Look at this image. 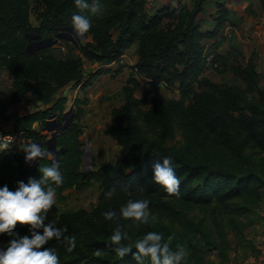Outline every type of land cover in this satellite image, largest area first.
<instances>
[{
	"label": "trees",
	"instance_id": "1",
	"mask_svg": "<svg viewBox=\"0 0 264 264\" xmlns=\"http://www.w3.org/2000/svg\"><path fill=\"white\" fill-rule=\"evenodd\" d=\"M264 9V0H260ZM91 3V0H89ZM102 12L93 16L81 13L75 0H0V68L13 78L10 100L0 101V126L12 123L28 143L34 142L49 151L50 123L63 121L68 98L61 92L68 85L89 87L101 69L85 80L83 59L109 65L119 62L135 44L138 63L124 87V104L112 111L113 126L106 131L120 147L113 165H102L85 174L82 147V120L87 98L73 102L74 118L69 127L58 129V162L63 183L52 184L58 202L67 191H83L91 181L100 185L99 202L90 212L84 209L63 212L56 227L67 228L65 236L75 237L76 247L66 250L62 240H51L59 264H136L132 254L121 258L109 241L117 224L126 231V246L148 232H156L171 247L182 245L187 250L181 264H207L204 252L218 250L227 258L230 244L218 218L213 217L219 240L205 218L190 217L186 207L222 210L229 216H247L261 203L264 191V79L260 85L255 54L231 66L235 83L217 85L205 81L188 106L182 98L191 93V84L207 62L205 53L224 37L230 23V10L224 0H216V12L207 22L200 18L204 0L185 5H164L153 14L147 11V0H99ZM33 14L38 27L29 24ZM74 14L87 15L91 21L88 36L92 41L80 46L82 57L71 54L56 58L47 46L36 55L27 53L28 44L52 42L63 29L72 28ZM207 42V44H205ZM211 43V44H210ZM209 44V45H208ZM234 50V49H233ZM214 57L216 56L215 52ZM219 58L218 56H216ZM256 59V57H255ZM138 77L147 86L178 84L180 97L152 99L144 110L135 97ZM132 88H131V87ZM134 86V87H133ZM31 95L30 97H28ZM56 95V97H54ZM24 103L33 110L21 115L10 109ZM43 105L39 108L37 105ZM3 127V126H2ZM168 157L180 180L179 195H169L154 182V165ZM52 159L29 166L27 179L21 177L20 155L7 150L0 155V188L16 191L19 182L27 184L42 177L40 167L50 166ZM113 191L111 198L106 193ZM147 200L150 218L147 224L124 220L119 210L127 202ZM115 211L116 219L106 220L103 213ZM49 213L46 223L49 222ZM42 231V230H41ZM29 235L27 226L17 225L13 235L0 234L8 242ZM8 246V245H7ZM7 248V247H6ZM5 248V249H6ZM99 251L101 255L97 256ZM144 264H151L145 260Z\"/></svg>",
	"mask_w": 264,
	"mask_h": 264
},
{
	"label": "rangeland",
	"instance_id": "2",
	"mask_svg": "<svg viewBox=\"0 0 264 264\" xmlns=\"http://www.w3.org/2000/svg\"><path fill=\"white\" fill-rule=\"evenodd\" d=\"M33 0H31L32 2ZM175 1V0H174ZM204 12L200 15L203 21H208L216 12L215 1L216 0H204ZM231 7V22L224 31V37L216 44H212L207 48L205 56L207 62L203 65L196 78L191 84V93L182 98L184 105L190 104L193 96L200 93L203 90V82L208 81L213 84L223 85L235 83V78L232 74L231 66L235 59L242 61L244 56L249 58L251 54H255L254 60L256 61L257 70L259 73V83L262 85L264 79V9L260 0H224ZM180 5H185L189 8L193 7L194 0H178ZM150 11L152 8L149 9ZM29 24L32 27H38L39 22L33 14L29 16ZM71 40V41H70ZM36 40H33L28 44L27 53L29 55H36L40 49L32 45ZM47 46L50 48L56 58H68L71 54L82 57L79 51L80 46H85L92 41L91 36L84 38H77L75 34L70 32H62L51 40ZM231 42L232 46L229 45ZM207 44V42H205ZM211 44V43H210ZM209 45V44H208ZM234 49V50H233ZM216 56L214 57V53ZM256 57V59H255ZM84 65L82 71L84 72L85 80L88 79L89 74L95 73L103 64L94 65L87 59H83ZM120 71L124 68L131 67L128 64L120 65ZM95 71V72H94ZM133 74V73H132ZM138 86L135 93L140 98L141 105L144 110L151 106V100L154 97H158L163 100L177 99L180 97V90L178 84L166 85L161 83L158 86L147 87L142 77H138ZM131 87V86H130ZM134 87V86H133ZM76 88V87H75ZM73 86L69 88L71 91L70 102L66 106V112H70L72 108V96ZM132 88V87H131ZM13 88V78L11 74L4 68H0V101L10 100ZM67 90H63L61 93H67ZM29 95L28 97H30ZM56 97V95L54 96ZM115 97H117L115 95ZM39 108L43 105L38 104ZM29 106L20 103L13 106L10 111L17 115L27 113ZM92 111V112H91ZM89 112L93 113L94 110ZM74 114V113H73ZM71 112L68 113L66 121L74 118ZM73 121V120H72ZM54 128L55 131L60 129L56 123L51 122L49 128ZM48 134H51L48 132ZM83 137V136H82ZM86 139L82 138V147L85 153L87 146ZM91 150V149H90ZM92 156V154H91ZM90 156V157H91ZM83 156V163L81 170L85 174H89L93 171V158ZM91 159V165H90ZM35 161L29 162L31 166ZM92 168H91V167ZM95 170V169H94ZM91 186L83 191H67L65 193V200L63 202L56 203L49 213V222L56 221L58 216L67 211H78L81 209L91 211L99 202L100 198V185L91 181ZM190 217L197 219L205 218L208 226L214 233L216 240H219L217 229L214 226L213 217H217L224 236L228 240L230 247L228 249L227 258L223 259L220 256V251H206L204 248L202 251L205 254L207 264H264V191L262 193L261 203L254 209V211L247 216H229L222 210L203 209L200 207H186ZM215 215V216H214ZM8 242L0 236V249H5Z\"/></svg>",
	"mask_w": 264,
	"mask_h": 264
},
{
	"label": "clouds",
	"instance_id": "3",
	"mask_svg": "<svg viewBox=\"0 0 264 264\" xmlns=\"http://www.w3.org/2000/svg\"><path fill=\"white\" fill-rule=\"evenodd\" d=\"M75 5L81 13L89 12L96 16L102 12L99 0H75ZM72 26L77 38H84L90 31L91 21L87 15L74 14ZM4 149L8 144L2 145ZM26 153V162L36 159H52V153L43 149L34 142L22 145ZM42 177L39 181L29 180L27 184L19 182L16 191H11L7 186L0 188V234L13 235L17 225L27 226L30 236L14 238L9 241L6 249H0V264H59L56 251L45 245L55 239L62 240L66 244V250L72 252L76 247L75 237L65 236L67 228L56 227L54 221L46 223L47 214L56 203V190L52 186L63 183V177L59 170V162L54 161L50 166L40 167ZM154 182L161 186L169 195H179L180 180L176 176L172 166V160L168 157L162 163L154 165ZM113 191L106 193L111 198ZM106 220L116 219L115 211L103 213ZM119 215L124 220H134L147 224L150 218L149 202L147 200L131 201L122 206ZM42 230V231H41ZM111 245L115 246L116 255L123 258L132 254L136 264H144L150 260L151 264H181L187 256V250L182 245L175 249L171 247L173 237L169 236L167 241L156 232H148L134 242L135 251L131 246H126L123 241L129 239L122 226L117 224L113 233L108 238ZM97 256L101 255L99 251Z\"/></svg>",
	"mask_w": 264,
	"mask_h": 264
},
{
	"label": "crops",
	"instance_id": "4",
	"mask_svg": "<svg viewBox=\"0 0 264 264\" xmlns=\"http://www.w3.org/2000/svg\"><path fill=\"white\" fill-rule=\"evenodd\" d=\"M164 5H169L171 7L180 6L178 0H147V11L153 14L156 10ZM227 7L229 8L231 13V7L228 3ZM150 8H152L151 11L149 10ZM231 17L232 16L230 15V22L232 19ZM229 45L232 46L231 42L229 43ZM137 50L138 45L135 44L125 53V55L119 62H115L109 65H102L99 69L107 70L106 73L95 78L92 84L86 89H83L81 85L74 86L72 84L64 88V90L68 91L64 95L68 98V102H70L69 92L71 93V91L69 90V88H71L72 86L74 88L76 87L73 90L71 102L72 107L73 102L76 98H87L89 100L88 105L85 108L86 113L82 120V125L83 137L86 139L87 144H90V151L92 154L90 158H93L92 163L94 165L93 171L97 170L102 165L115 164L117 156L120 152V147L114 139L106 134V131L109 130L114 124V117L112 114L113 109L120 108L124 104L123 89L127 85L128 79L131 77L132 68L135 67L138 63L139 57L137 55ZM121 64H128L131 69L124 68L120 71L119 66ZM94 65L97 66L99 64L95 63ZM115 95L117 97H115ZM135 97L137 99H140L136 96V93ZM151 106L148 109H150ZM27 109V112L33 110L32 107H29ZM91 110H94L93 113H91ZM2 126L6 128H13L12 123L5 125L2 124Z\"/></svg>",
	"mask_w": 264,
	"mask_h": 264
},
{
	"label": "water",
	"instance_id": "5",
	"mask_svg": "<svg viewBox=\"0 0 264 264\" xmlns=\"http://www.w3.org/2000/svg\"><path fill=\"white\" fill-rule=\"evenodd\" d=\"M63 31L70 32V33L75 34L74 29H72V28L63 29ZM87 36L88 35L86 34L85 37H87ZM45 43H50V42L49 41L48 42L41 41V42H35L32 45H34L35 47H37V49L39 50V49H42V48H44V47L47 46ZM70 112L73 114V107L70 109ZM70 112H65V114L63 116V121H60L59 123H57V126L61 130L66 129L71 124V122L73 120V116H72V118L70 119L69 122L66 121V117H67L68 113H70ZM47 131L51 133V137L46 141V145H47V147L49 149V152L52 153L53 160L54 161H57L58 160V157H59V153H60V150H57V144H56L57 131H55L54 128H52V127L51 128L48 127L47 128ZM25 156H26V153L20 155V166L22 168L21 177L24 180H26L27 177H28L27 170L29 168V165H28L29 162H26ZM87 156H89V157L91 156V151H90V149H89L88 146H87L86 151L84 153V157L86 158ZM38 160H39V158L35 160V163H34V166L35 167L37 165V161ZM83 163H85L84 160H83Z\"/></svg>",
	"mask_w": 264,
	"mask_h": 264
},
{
	"label": "built area",
	"instance_id": "6",
	"mask_svg": "<svg viewBox=\"0 0 264 264\" xmlns=\"http://www.w3.org/2000/svg\"><path fill=\"white\" fill-rule=\"evenodd\" d=\"M27 142L23 133H17L13 128L0 126V155L7 150H12L14 153L22 155L25 153L22 150V145L27 144ZM5 143L8 144L7 149L2 147Z\"/></svg>",
	"mask_w": 264,
	"mask_h": 264
}]
</instances>
